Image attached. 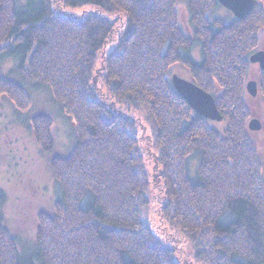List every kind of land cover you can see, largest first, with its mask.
<instances>
[{"label": "trees", "instance_id": "obj_1", "mask_svg": "<svg viewBox=\"0 0 264 264\" xmlns=\"http://www.w3.org/2000/svg\"><path fill=\"white\" fill-rule=\"evenodd\" d=\"M56 1L0 0V64L18 63V80L0 72V95L28 110L31 90L46 86L76 133L74 147L61 155L51 118L32 119L61 195L52 212L38 215L36 248L23 254L4 222L0 188V264H264L262 158L249 136L245 102L264 0L230 21L211 15L222 6L218 0H63L95 4L114 18L67 14ZM178 1L187 3L194 36L183 30ZM175 65L216 97L223 132L178 93ZM259 81L264 96V71ZM144 152L153 157L161 188L162 228L149 214ZM196 154L201 162L192 176ZM181 240L189 259L178 253Z\"/></svg>", "mask_w": 264, "mask_h": 264}, {"label": "rangeland", "instance_id": "obj_2", "mask_svg": "<svg viewBox=\"0 0 264 264\" xmlns=\"http://www.w3.org/2000/svg\"><path fill=\"white\" fill-rule=\"evenodd\" d=\"M20 3L25 4V6L27 4L26 0H20ZM55 3L56 8L60 11L76 16L92 13V11L108 18L118 16L95 4L69 6L63 0H58ZM177 9L179 10V19L183 30L188 36H194L195 31L193 30L187 3L178 1ZM211 15L220 18L225 17L227 21L234 17V14L223 5L213 10ZM118 22L120 24L118 29L122 30L121 20L119 19ZM115 33L119 34L118 30ZM259 38L257 49L264 50V29L261 30ZM116 41L114 38V40L108 42L104 52L110 51L115 46ZM193 51L195 58L199 60L201 58L199 48L196 47ZM17 65L16 60L7 58L5 62L0 64V72L7 78L18 80ZM174 72L188 80H192L189 69L183 65L173 66L172 73ZM261 72L259 63L251 62L246 82L254 80L259 85ZM245 93V102L251 114L249 120L255 117L260 119L263 124L260 130L249 127V136L254 140L258 153L262 158V176L264 178V96L259 88L256 96L248 92L247 89ZM31 102L32 105L28 110H19L6 95H0V188L5 191L7 197V202L2 206L1 212L5 224L11 233L17 237L19 248L23 254H30L36 248L38 215L41 212H52L56 200L61 195L56 177L52 174L51 156L36 141L31 124L32 119L42 115L51 118L53 123L51 134L53 135L56 153L65 155L76 144L75 122L62 110V106L54 99L48 87L41 86L31 90ZM210 124L212 127H217L221 132L226 128L224 120H212ZM144 153L147 168L151 173L149 184L152 194V206L149 209V214L152 216L154 227L162 228L159 226V216L156 215L157 205L161 202V188L154 181L153 157L148 152ZM189 160V171H191L192 176H195L196 169L201 162L200 157L196 154ZM159 234L163 235L161 232ZM176 235L182 239V236L178 233ZM186 244L185 240L180 241L178 253L183 258L189 259L187 256L189 257L190 251ZM193 263L195 264V262Z\"/></svg>", "mask_w": 264, "mask_h": 264}, {"label": "water", "instance_id": "obj_3", "mask_svg": "<svg viewBox=\"0 0 264 264\" xmlns=\"http://www.w3.org/2000/svg\"><path fill=\"white\" fill-rule=\"evenodd\" d=\"M221 5L227 7L235 17L243 19L250 13L254 7V0H218ZM253 63L259 62L260 68L264 70V50H256L250 56ZM171 81L176 90L182 95L190 106L200 115L207 117L210 120H223L219 105H217L216 97L207 90L200 87L193 80L180 76L177 73H172ZM258 82L254 80L247 81L246 89L252 95H258ZM251 129L260 130L263 127L260 119L251 118L248 122Z\"/></svg>", "mask_w": 264, "mask_h": 264}, {"label": "bare ground", "instance_id": "obj_4", "mask_svg": "<svg viewBox=\"0 0 264 264\" xmlns=\"http://www.w3.org/2000/svg\"><path fill=\"white\" fill-rule=\"evenodd\" d=\"M262 70V69H261ZM264 71V70H263ZM172 76V75H171ZM202 116V115H201ZM212 121V120H211Z\"/></svg>", "mask_w": 264, "mask_h": 264}, {"label": "flooded vegetation", "instance_id": "obj_5", "mask_svg": "<svg viewBox=\"0 0 264 264\" xmlns=\"http://www.w3.org/2000/svg\"><path fill=\"white\" fill-rule=\"evenodd\" d=\"M259 63V62H258ZM260 66V65H259ZM263 71V70H262Z\"/></svg>", "mask_w": 264, "mask_h": 264}]
</instances>
